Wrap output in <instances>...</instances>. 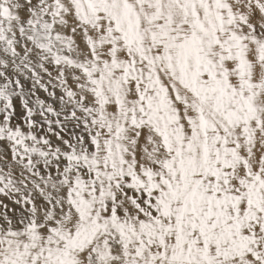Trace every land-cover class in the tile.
Here are the masks:
<instances>
[{"label":"snow or ice","instance_id":"obj_1","mask_svg":"<svg viewBox=\"0 0 264 264\" xmlns=\"http://www.w3.org/2000/svg\"><path fill=\"white\" fill-rule=\"evenodd\" d=\"M0 264H264V0H0Z\"/></svg>","mask_w":264,"mask_h":264}]
</instances>
